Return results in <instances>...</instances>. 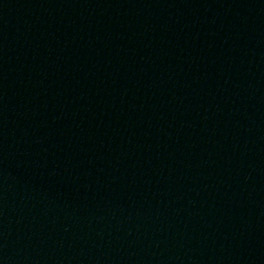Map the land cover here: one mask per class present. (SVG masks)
<instances>
[{"label":"water","instance_id":"water-1","mask_svg":"<svg viewBox=\"0 0 264 264\" xmlns=\"http://www.w3.org/2000/svg\"><path fill=\"white\" fill-rule=\"evenodd\" d=\"M0 264H264V57L207 0H0Z\"/></svg>","mask_w":264,"mask_h":264}]
</instances>
